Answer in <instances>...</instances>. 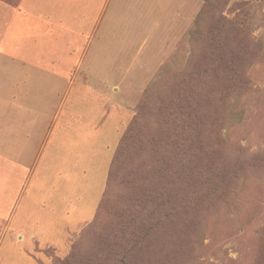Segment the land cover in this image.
Masks as SVG:
<instances>
[{
	"label": "rangeland",
	"instance_id": "374dc122",
	"mask_svg": "<svg viewBox=\"0 0 264 264\" xmlns=\"http://www.w3.org/2000/svg\"><path fill=\"white\" fill-rule=\"evenodd\" d=\"M205 3L112 1L102 25L116 34V40L112 36L111 56L104 45L97 67L84 71L85 80L54 82L48 101L50 116L39 117L38 123L40 144L43 130L52 128L39 156V197L60 186L53 195L54 200H64L59 209L68 219L67 209L75 206V219L85 224L69 241L59 237L55 241L60 243L50 244L46 243L53 241L54 235L41 242L6 229L0 242V264H53L48 251L64 258L74 243L84 264H97L99 259L102 264H264V0H209L197 23ZM221 15L237 19L241 33L250 38V49H258V55L243 62L248 84L235 90L227 87L221 74L214 80H203L200 73L193 75L196 61L213 50L207 36L224 30L233 41L237 27L227 25L225 29L220 25ZM89 86L107 93L111 98L108 104L104 105ZM150 87L158 97L173 98L181 92L194 100L196 109L200 101L207 107L208 116L216 122L214 128L208 126L207 149L217 144L222 168L229 175L235 173V178L228 189L180 209L148 238L110 251L109 232L129 215L126 212L121 217L129 189L116 184L100 225L88 233L87 229L107 190L113 153ZM142 127L143 143L163 128L153 115L142 120ZM215 130L221 131L219 140ZM154 156L146 150L134 165L151 164ZM118 176H125V172L118 171ZM194 191L178 192L185 200Z\"/></svg>",
	"mask_w": 264,
	"mask_h": 264
},
{
	"label": "crops",
	"instance_id": "0c3cea01",
	"mask_svg": "<svg viewBox=\"0 0 264 264\" xmlns=\"http://www.w3.org/2000/svg\"><path fill=\"white\" fill-rule=\"evenodd\" d=\"M112 1L19 0L11 5L0 0V242L6 229L41 242L54 235L46 244L59 237L69 241L85 224L75 219V206L67 209L68 219L59 209L64 200L53 195L60 186L39 197V156L52 128L43 130L40 144L38 123L39 117L50 116L54 82L85 80L84 71L97 67L104 45L111 56L116 34L102 25ZM88 89L104 105L111 99Z\"/></svg>",
	"mask_w": 264,
	"mask_h": 264
},
{
	"label": "trees",
	"instance_id": "16d2710c",
	"mask_svg": "<svg viewBox=\"0 0 264 264\" xmlns=\"http://www.w3.org/2000/svg\"><path fill=\"white\" fill-rule=\"evenodd\" d=\"M205 1L197 23L209 7V0ZM243 5L241 4V7ZM219 20L225 29L227 25L237 27H234L236 33L233 35V41L229 40L224 30L207 36L206 39L209 38L213 50H208L196 61L193 75L200 73L204 76L203 80H214L221 74L229 89L245 87L248 78L243 62L258 55V49H250V38L241 33L237 19L231 20L221 15ZM200 102L199 109H196L194 100L181 92L166 99L163 94L158 97L152 87L145 91L135 117L114 152L107 178V190L99 205V211L93 218L95 220L87 229L88 233L100 225L102 215L106 213L109 195L116 184L129 189L130 197L125 202L124 211L121 210V217H124L122 214L126 215V212L129 215L115 224L109 232L107 250H122L125 245L131 246L134 242L148 238L164 221L177 216L180 209L188 208L189 203L228 189L233 183L235 173L229 175L222 168L217 144L215 147L209 145V151L207 149L206 132L208 126L214 128L216 122L210 114L208 116L207 107ZM150 115L159 118L163 128L148 137L147 143H143L145 128L142 127V120H147ZM207 117L209 119H206ZM215 132L219 140L221 131ZM146 150L155 155L152 163L136 167L134 163ZM121 170L125 172L123 177L118 176V171ZM180 189L195 191L189 199L182 200L178 192ZM76 246L74 243L72 251L64 258L58 257L54 250H51V253L48 251L53 256V264H84L76 252ZM121 253L119 251L118 255ZM100 260L97 264H102Z\"/></svg>",
	"mask_w": 264,
	"mask_h": 264
}]
</instances>
